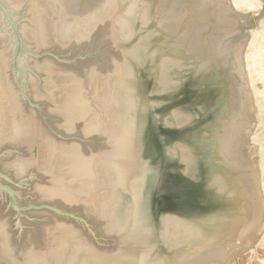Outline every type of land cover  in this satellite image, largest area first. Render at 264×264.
I'll return each mask as SVG.
<instances>
[{"label":"water","instance_id":"water-1","mask_svg":"<svg viewBox=\"0 0 264 264\" xmlns=\"http://www.w3.org/2000/svg\"><path fill=\"white\" fill-rule=\"evenodd\" d=\"M52 42L46 3L0 0L2 264L264 261V89L165 29Z\"/></svg>","mask_w":264,"mask_h":264},{"label":"rangeland","instance_id":"rangeland-1","mask_svg":"<svg viewBox=\"0 0 264 264\" xmlns=\"http://www.w3.org/2000/svg\"><path fill=\"white\" fill-rule=\"evenodd\" d=\"M40 1L46 3L49 15L56 19L50 20L47 25L50 32L53 30L52 42L58 43L60 50H63L73 40L79 43L90 36L106 20L117 0ZM240 1L243 5L238 9L232 0H129L111 21L110 37L118 43H125L130 40L138 24L160 26L207 65L239 51L243 95L252 96L257 89H251V85L248 87L249 93L243 83L248 81V85V79L252 76L263 78L264 89V0ZM249 34L251 37L257 36L256 45L249 43ZM240 41L244 44L240 45ZM247 51L249 53L245 54ZM250 53L254 59H249L252 56ZM242 64L244 67L253 66L247 71L250 72L249 78L245 72L246 81L243 78ZM253 69L255 72L252 73ZM256 95L259 94L254 96ZM252 251L253 248H244V254H238V263L233 264H264V261H257L252 257Z\"/></svg>","mask_w":264,"mask_h":264},{"label":"bare ground","instance_id":"bare-ground-1","mask_svg":"<svg viewBox=\"0 0 264 264\" xmlns=\"http://www.w3.org/2000/svg\"><path fill=\"white\" fill-rule=\"evenodd\" d=\"M239 1H240V0H239ZM239 1L237 2V0H232L233 3L235 2V3H234V4H235V7L238 8V9H240V8L242 7L241 5H243V4L241 3L242 1H240V2H239ZM230 2H231V1H230ZM51 3H52V2H51ZM233 3H232V4H233ZM50 5H51V4H50ZM239 6H241V7H239ZM232 7H233V6H232ZM49 21H50V20H49ZM52 31H53V30L51 29V32H52ZM255 32H256V31H255ZM52 33H53V32H52ZM250 34H252V33H250ZM250 34H249V35H250ZM254 34H255V33H254ZM256 34H257V32H256ZM116 36H117V35H116ZM262 36H264V33L262 34ZM74 37H75V36H74ZM248 37L250 38V39H248V40L250 41L249 43H250V44H253V43H254V44L256 45L257 40H256L255 37H257V36H256V35H255V36L252 35V37H251V35H250V36H248ZM115 38H116V37H115ZM259 38H260V37H259ZM243 40H245V39H243ZM259 42H260V41H259ZM247 43H248V42H247ZM247 43H246V44H247ZM242 44H244V42L240 41V45H242ZM240 45H239V46H240ZM247 45H248V44H247ZM243 47H244V46H243ZM253 47H254V46H253ZM241 48H242V47H241ZM248 48H249V46H248ZM250 48H251V47H250ZM254 48H255V47H254ZM246 49H247V48H246ZM244 50H245V48H244ZM251 50H253V49H251ZM251 50H250V51H251ZM256 50H257V49H256ZM245 51H246V50H245ZM245 51H244V52H245ZM254 51H255V49H254ZM254 51H253V52H254ZM251 52H252V51H251ZM258 52H259V50H258ZM263 52H264V51H263ZM247 53H249V52L247 51L245 54H247ZM250 54H251V53H250ZM256 54H257V51H256ZM259 54H260V53H259ZM248 55H249V54H248ZM251 55H252V54H251ZM254 55H255V53H254ZM257 55H258V54H257ZM257 55H255V56H257ZM242 56H243V55L241 54V58H243ZM244 56H245V55H244ZM258 56H259V55H258ZM245 57H246V56H245ZM249 57H250V58H249ZM249 57H248V58H249L250 60H251V57H252V59H254V58H253V55H252V56H249ZM243 59H244V58H243ZM245 60H246V59H245ZM245 60H244V61H245ZM250 60H247V61L249 62ZM255 60H256V59H255ZM244 61L242 60V62H244ZM252 61L254 62V60H252ZM260 61H261V60H260ZM250 62H251V61H250ZM250 62H249V63H250ZM244 63L247 64L246 62H244ZM251 64L253 65L252 62H251ZM256 64H257V63H256ZM259 64H260V63H259ZM252 65H246V67H247V68H246V67H244V65L242 64V66H243V67H242V71H243V75H244L243 78H244V79H245V77H246V73H245V72H247L248 70L250 71V69H251L250 67H251ZM252 67H253V66H252ZM245 69H247V70L245 71ZM263 69H264V68H263ZM261 70H262V69H261ZM256 71H257V70H256ZM253 72H255L254 69H253L252 73H253ZM257 74H259V73H257ZM257 74H256V75H257ZM247 75H248V78H249L250 72H249V73L247 72ZM251 76H252V75H251ZM254 76H255V75H254ZM246 79H247V78H246ZM246 79H245L244 81H246ZM262 79H263V78H262ZM248 80H249L248 85H247V82H248V81H247L246 83L243 82V83H244V87H246V89H247V92H249V91H248V87L250 88V86L252 85L253 76H252V78H249ZM262 82H263V80H262ZM251 87H252V86H251ZM244 89H245V88H244ZM250 90H251V89H250ZM243 91H244V90H243ZM251 91H252V90H251ZM256 91H257V93L259 94L258 89H257ZM256 91L253 92L254 94H253L252 96H254L255 94H257ZM249 93H250V92H249ZM249 93H248V94H249ZM246 95H247V94H246ZM249 96H250V95H249ZM256 96H257V95H256ZM258 96H259V95H258Z\"/></svg>","mask_w":264,"mask_h":264}]
</instances>
